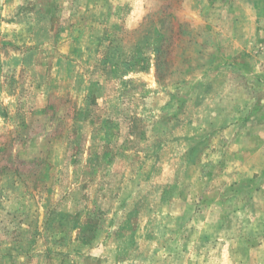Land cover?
Segmentation results:
<instances>
[{
	"label": "rangeland",
	"instance_id": "obj_1",
	"mask_svg": "<svg viewBox=\"0 0 264 264\" xmlns=\"http://www.w3.org/2000/svg\"><path fill=\"white\" fill-rule=\"evenodd\" d=\"M0 264H264V0H0Z\"/></svg>",
	"mask_w": 264,
	"mask_h": 264
}]
</instances>
